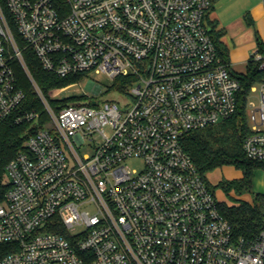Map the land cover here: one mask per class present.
<instances>
[{
	"label": "built area",
	"instance_id": "built-area-1",
	"mask_svg": "<svg viewBox=\"0 0 264 264\" xmlns=\"http://www.w3.org/2000/svg\"><path fill=\"white\" fill-rule=\"evenodd\" d=\"M211 5L0 0V123L27 125L23 150L5 167L0 264H264V227L254 240L235 238L183 146L188 134L230 120L239 106L242 84L206 22ZM10 21L46 72L131 74V96L121 106L52 105L67 87L44 95ZM252 60L264 71V54L257 50ZM15 63L47 117L41 127L42 111L24 108ZM258 83L259 103L246 100L242 150L264 162V80ZM84 146L92 152L82 154ZM134 160L143 169L130 168ZM2 245L13 251L3 254Z\"/></svg>",
	"mask_w": 264,
	"mask_h": 264
},
{
	"label": "trees",
	"instance_id": "trees-1",
	"mask_svg": "<svg viewBox=\"0 0 264 264\" xmlns=\"http://www.w3.org/2000/svg\"><path fill=\"white\" fill-rule=\"evenodd\" d=\"M12 29L18 45L23 50L28 70L45 96L48 97L50 91L56 88H64L83 81L85 76L83 74L59 78L46 72L33 51L25 47V43L18 35L13 24ZM210 33L216 45L218 56L228 65L226 51L219 41L221 34L215 32L214 25ZM257 45L259 53L264 54V43L258 35ZM260 64L261 62L251 60L245 74H235L242 84V90L239 96L238 110L230 120L190 133L183 139L184 149L192 158L203 178L205 174L225 166L233 167L242 172L240 179L222 181L217 185L226 195H229L230 192H234L238 196L247 193L252 194L254 173L258 169H264V162L249 160L242 150L243 140L249 132L246 109L247 96L251 86L264 80V71L260 69ZM14 67L19 84L26 93L24 108L28 110L36 108L42 111V119L39 122L41 127L46 122L47 117L43 113L40 100L22 66L15 63ZM136 81L137 78L131 74L119 76L113 80V88L120 93H125ZM69 104H72L71 100L52 101L54 106L65 107ZM26 128L27 125H16L12 122L0 123V203L3 201L5 191L8 188L4 180L5 167L19 151L23 150ZM204 180L206 181L205 178ZM210 190L214 194V189L210 188ZM218 205L220 213L231 225L233 235L237 239L254 240L264 227V195L262 194H254L251 202L239 201L232 205L227 203H218ZM1 250H4L3 254H8L13 251V247L11 245H2Z\"/></svg>",
	"mask_w": 264,
	"mask_h": 264
},
{
	"label": "rangeland",
	"instance_id": "rangeland-1",
	"mask_svg": "<svg viewBox=\"0 0 264 264\" xmlns=\"http://www.w3.org/2000/svg\"><path fill=\"white\" fill-rule=\"evenodd\" d=\"M264 6L263 0H217L213 3V14L221 27H226L233 21L237 20L238 17H241L244 13L253 11L255 7ZM259 31L258 24L255 27V32ZM242 35L245 36V39L251 40L254 38V34L249 31H243ZM261 36L263 34L261 33ZM239 72H245V68H242ZM113 80L104 74H88L83 77V81L67 86L66 90L56 96L57 101L71 100L72 104H87L91 102H116L120 106L124 101H127L131 96V87L125 93H120L115 88H113ZM138 85V84H136ZM258 91L252 92L249 91L247 96V103H259V83L255 84ZM63 88V87H62ZM62 88H56L57 90ZM55 89V90H56ZM248 127L250 126L249 119L247 118ZM108 134L111 133V130L107 128ZM82 154L91 153L92 149L88 146H84L80 149ZM130 168L141 170L144 167V164L141 160H134L129 164ZM259 171L254 178V189L252 194H244L242 196L236 195L234 192H230L229 195H226L224 191L217 187L222 181H232L237 177L241 176V172L232 167H221L205 174L204 178L207 181L208 187L214 189V195L219 203H227L232 205L239 201H249L253 199V195L260 193L257 190V187L264 189V169H258ZM4 180L7 183V175L4 174ZM205 181V182H206Z\"/></svg>",
	"mask_w": 264,
	"mask_h": 264
},
{
	"label": "crops",
	"instance_id": "crops-1",
	"mask_svg": "<svg viewBox=\"0 0 264 264\" xmlns=\"http://www.w3.org/2000/svg\"><path fill=\"white\" fill-rule=\"evenodd\" d=\"M217 0H212V5ZM264 2V0H263ZM209 10L206 22L210 30L212 26H215V32L221 34L219 41L226 51V61L232 72L236 75L245 74L250 61L254 53L258 50L257 35L264 43V6H258L253 11L244 13L237 20L231 22L226 29L219 25L218 20L213 16V7ZM258 24L259 31L255 32V27ZM243 31H249L254 34V38L251 40L245 39L242 35ZM261 33L263 36H261ZM242 68H245V72H239ZM233 168V167H232ZM240 171V170H239ZM241 172V171H240ZM259 171H255L254 178ZM241 176L235 180L240 179ZM254 178L252 181V189H254ZM258 194L264 195V189L257 187ZM257 194V193H256Z\"/></svg>",
	"mask_w": 264,
	"mask_h": 264
}]
</instances>
